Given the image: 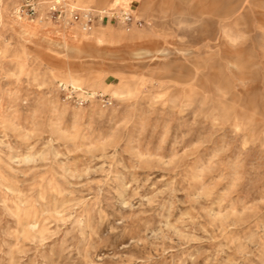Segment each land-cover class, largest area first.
Here are the masks:
<instances>
[{
	"label": "rangeland",
	"instance_id": "1",
	"mask_svg": "<svg viewBox=\"0 0 264 264\" xmlns=\"http://www.w3.org/2000/svg\"><path fill=\"white\" fill-rule=\"evenodd\" d=\"M130 9L0 27V264H264V0Z\"/></svg>",
	"mask_w": 264,
	"mask_h": 264
},
{
	"label": "built area",
	"instance_id": "2",
	"mask_svg": "<svg viewBox=\"0 0 264 264\" xmlns=\"http://www.w3.org/2000/svg\"><path fill=\"white\" fill-rule=\"evenodd\" d=\"M8 21L44 26V30L61 39L76 32L88 34L95 26L103 23L117 24L127 32L143 24L128 7L98 8L82 5L78 0H0V27ZM58 91L62 102L73 107H83L94 102L102 107L111 104L102 94L61 82Z\"/></svg>",
	"mask_w": 264,
	"mask_h": 264
},
{
	"label": "crops",
	"instance_id": "3",
	"mask_svg": "<svg viewBox=\"0 0 264 264\" xmlns=\"http://www.w3.org/2000/svg\"><path fill=\"white\" fill-rule=\"evenodd\" d=\"M122 5L121 7H129L132 8L134 6V4L138 1V0H120Z\"/></svg>",
	"mask_w": 264,
	"mask_h": 264
}]
</instances>
